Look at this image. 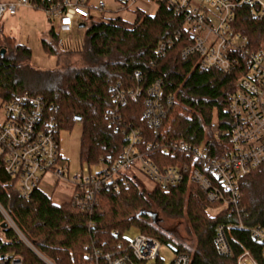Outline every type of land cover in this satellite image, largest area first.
I'll list each match as a JSON object with an SVG mask.
<instances>
[{"label": "trees", "instance_id": "obj_1", "mask_svg": "<svg viewBox=\"0 0 264 264\" xmlns=\"http://www.w3.org/2000/svg\"><path fill=\"white\" fill-rule=\"evenodd\" d=\"M249 11L248 7L238 9L237 25L252 38L257 28L264 31V21L253 19ZM85 27L82 47L64 52L59 50V34L52 25L51 41L43 39L42 46L60 58L54 69L32 66V51L27 45L0 44L1 50L5 49L3 55L0 52L2 101L21 93L39 95L54 105L60 129L81 121V160L89 166L119 157L128 144L127 134L138 127L142 129L140 150L161 168L186 161L180 155L165 153L159 146L166 142L184 140L197 147L206 144L212 155H218L220 144L227 143L229 134L217 139L211 129H230L228 107L244 70H201L194 56L183 57L182 50L193 43V37L183 18L165 3L158 4L154 14L137 10L133 22L117 16L87 22ZM4 37L7 42L11 40ZM167 40L173 45L161 54L159 45ZM74 54L79 65L69 60ZM156 79L162 80L163 96L173 99L166 106L162 124L151 128L143 114V98L116 102L115 87L126 92L138 88L145 94ZM148 144L160 145L148 148ZM123 178L117 189L101 191L97 204L86 210L71 201L56 203L41 188L23 197L16 180L5 171L0 155V206L32 245L55 264H90L94 247L102 253L126 249L130 239L125 234L133 226L161 243L169 242L177 251L191 253V264H235L242 247L257 248L248 231L232 230L229 236L235 256L226 258L217 252L213 243L216 226L234 217L227 210H216L218 205L208 203L197 185L184 181L167 190L157 186L147 190L138 174ZM240 191L244 223L264 227V163L241 178ZM152 209L171 217L185 216L186 231L195 238L194 247L177 242L148 215L140 214ZM3 223L0 212V253L9 252L24 264H44L12 228H1ZM162 263L158 258L157 264Z\"/></svg>", "mask_w": 264, "mask_h": 264}, {"label": "built area", "instance_id": "obj_2", "mask_svg": "<svg viewBox=\"0 0 264 264\" xmlns=\"http://www.w3.org/2000/svg\"><path fill=\"white\" fill-rule=\"evenodd\" d=\"M129 8L142 1L146 4L165 3L183 18L185 28L193 43L182 50L183 57L194 56L201 70L215 69L230 73L242 69L238 87L228 107L231 127L221 131L212 128L217 139L229 134L225 145L220 144L214 156L207 145L197 147L184 140L160 144H148V148L159 147L173 156L180 155L186 161L161 168L153 158L140 150L141 128H133L127 134L128 144L116 159L101 160L98 164L83 167L71 179L69 165L60 153L59 125L54 105L39 95L16 94L11 100L1 102L5 120L0 123V155L4 159L5 171L16 180L23 197L28 198L43 181L51 180L63 187L72 186L69 201L81 209H91L98 202L103 190H115L124 175L134 177L142 174L162 190L179 185L184 181L199 187L208 203L217 204L216 210H227L234 220L219 223L213 238L217 252L226 258L235 256L230 242L232 230L248 231L256 249L242 247L235 264H263L264 227L247 226L243 221L240 180L251 170L264 163V31L256 29L254 37L239 29L238 9L248 7L253 19L264 21V0H118ZM27 6L41 8L50 19H57L61 32H70L75 25L92 18L91 10H105L106 3L99 0H0V18L6 10L15 13ZM263 34V35H262ZM262 36L258 40V36ZM172 40L163 41L159 52L164 54ZM1 52V46H0ZM116 89V102L125 103L127 98L142 97L143 114L151 128H158L166 116V106L173 97H164L162 80L156 79L148 86L145 94L140 89ZM216 153V154H217ZM215 154V153H214ZM179 159V158H178ZM102 164V167L100 166ZM4 222L8 227L23 234L15 222L0 206ZM25 239V238H24ZM47 264H55L44 257L27 239ZM161 242L154 236L139 233L130 239L126 249L102 253L94 247L90 264H157ZM260 257V259L258 258ZM192 255L176 251L170 264H191ZM0 264H24L9 253H0ZM164 264V263H162Z\"/></svg>", "mask_w": 264, "mask_h": 264}, {"label": "rangeland", "instance_id": "obj_3", "mask_svg": "<svg viewBox=\"0 0 264 264\" xmlns=\"http://www.w3.org/2000/svg\"><path fill=\"white\" fill-rule=\"evenodd\" d=\"M98 1L99 0H92L93 5L96 6ZM103 1L106 3L105 10L101 12L99 9H92V19H90L88 23H90V21L97 22L100 20H107L108 18L117 16H120L129 22H133L136 18L137 10L154 14L158 8L157 3L146 4L142 1H138L134 4H131L129 8L121 9L123 4L118 0ZM52 25H54L55 31L59 34V50L64 52L71 50L75 51L82 47L86 36V27H79L78 25H75L70 32H61L59 30V22L57 19H50L47 12L41 8L27 6L19 8L15 13H11L9 10L4 12L3 16L0 18V44L6 45L7 43L15 44V42H19L23 45H27L32 51L29 60V63L32 66L38 67L40 69H54L58 66L60 58L55 54L47 52L42 46L43 39L51 41L49 30L51 29ZM4 36H10L11 40L8 42L5 41L6 38ZM65 59L66 58L63 60ZM69 60L73 64L79 65L80 60L77 54L70 56ZM1 102L2 99L0 98V123L4 122L5 120V112L1 107ZM82 125L83 124L81 121H75L71 128H61L59 131L60 153L65 159V162L69 165L68 176L70 179L82 169V166H89L88 163L82 162L81 160L80 147ZM100 166L102 167V164H100ZM138 176L142 180L147 190H151L154 187V183L147 177L140 173H138ZM40 187L43 191L48 193L56 203L69 201L73 191L72 186L63 187L54 184L51 180L46 179L43 181ZM157 212L159 213L160 218H162L161 224L159 225L162 230L170 234L177 242H182L189 248L194 247L195 238L186 231L187 222L185 216L176 218L166 215L165 213H162L158 210ZM210 213L215 214L216 210H210ZM16 227L18 228L17 225ZM14 232L26 246L36 253V251L29 246L28 242L24 241L27 239L24 235V237H22V235L17 231L14 230ZM137 234H139V230L137 227L133 226L126 232L125 235L129 239H133ZM29 243L31 242L29 241ZM37 256L41 259L39 255ZM159 256L163 260L164 264H170L175 258L176 252L169 242H163L161 243L159 249ZM43 262L44 264H47L45 261Z\"/></svg>", "mask_w": 264, "mask_h": 264}, {"label": "water", "instance_id": "obj_4", "mask_svg": "<svg viewBox=\"0 0 264 264\" xmlns=\"http://www.w3.org/2000/svg\"><path fill=\"white\" fill-rule=\"evenodd\" d=\"M85 26H86L85 23L79 24V27H85ZM4 53H5V49H2L1 50V54L3 55ZM77 119L79 120L80 118H77ZM140 214H142V215L143 214L148 215L151 218V220H152V222L154 224H158V223H160L162 221V218H160L159 213L157 211H154V210H143V211L140 212ZM6 227H8V223L7 222H4L1 225V228H6ZM171 246H172V248L176 252L177 250L175 249V247L173 245H171Z\"/></svg>", "mask_w": 264, "mask_h": 264}, {"label": "flooded vegetation", "instance_id": "obj_5", "mask_svg": "<svg viewBox=\"0 0 264 264\" xmlns=\"http://www.w3.org/2000/svg\"><path fill=\"white\" fill-rule=\"evenodd\" d=\"M159 225L161 224V222L160 223H158Z\"/></svg>", "mask_w": 264, "mask_h": 264}]
</instances>
